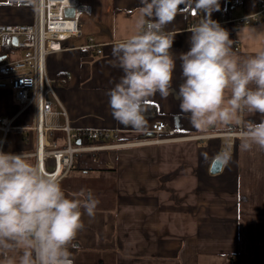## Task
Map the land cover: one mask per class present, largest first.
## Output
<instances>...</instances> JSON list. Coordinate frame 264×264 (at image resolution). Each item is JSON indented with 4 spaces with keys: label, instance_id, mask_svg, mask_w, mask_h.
I'll return each mask as SVG.
<instances>
[{
    "label": "crops",
    "instance_id": "crops-1",
    "mask_svg": "<svg viewBox=\"0 0 264 264\" xmlns=\"http://www.w3.org/2000/svg\"><path fill=\"white\" fill-rule=\"evenodd\" d=\"M218 3L219 10L213 11L210 18L228 31L233 52L248 58L264 49V16L249 24L235 20L254 14L264 0ZM17 5L4 4L10 11L0 5V23L31 20L30 7L20 2ZM140 7V0H77L75 17L79 19L81 35L68 39L62 50L49 53L45 59L48 76L70 75L67 83L54 86L66 115L53 113L48 123L119 129L117 138L110 141L116 143L114 147L93 154L90 168H74L60 179L69 198L72 193L90 191L99 200L94 217L81 209L84 228L69 245L73 262L224 264L226 256H233L234 264H240L245 248L249 264H264V244L255 247L251 243L253 234H248L264 231V211L244 217L242 210L244 192L256 187L253 180L264 175V151L256 146L243 150L242 139L227 146L226 137L148 141L154 137L149 129L155 121L166 122L176 135L190 137L222 135L237 127L218 124L206 131L198 130L179 107L175 92L182 83L179 56L190 49L191 28L204 18L202 10L182 4L174 21L164 29L176 33L170 49L176 60L173 90L167 98L157 94L148 99L146 125L134 129L121 125L112 116L107 92L123 75L119 67L113 66L112 49L135 32ZM89 37L96 47L86 46ZM96 48L101 52L96 53ZM21 52L17 49L8 59L19 57ZM18 109L11 87L0 89V114L12 115ZM245 116L253 123L264 119L259 113ZM31 119L32 112L27 109L17 122L26 125ZM241 127L247 130L245 125ZM56 134L63 136L61 132ZM31 147L32 133L25 131L9 134L4 150L26 151ZM221 149L226 150L221 170L211 174L209 167L221 155ZM243 233L248 234L245 242L241 239Z\"/></svg>",
    "mask_w": 264,
    "mask_h": 264
},
{
    "label": "clouds",
    "instance_id": "clouds-1",
    "mask_svg": "<svg viewBox=\"0 0 264 264\" xmlns=\"http://www.w3.org/2000/svg\"><path fill=\"white\" fill-rule=\"evenodd\" d=\"M135 32L117 43L112 56L123 75L107 95L113 118L134 129L146 123L145 104L173 90L176 33L166 32L180 5L205 13L191 28L190 49L179 56L176 90L180 110L206 131L218 124L245 125L241 148L264 151V49L248 58L232 50L229 33L211 13L218 0H140ZM99 200L90 191L69 198L59 178L46 174L24 154L0 151V264H74L70 242L84 228L82 211L94 217Z\"/></svg>",
    "mask_w": 264,
    "mask_h": 264
},
{
    "label": "built area",
    "instance_id": "built-area-1",
    "mask_svg": "<svg viewBox=\"0 0 264 264\" xmlns=\"http://www.w3.org/2000/svg\"><path fill=\"white\" fill-rule=\"evenodd\" d=\"M19 2L30 7L31 20L0 23V47L15 46L22 51L19 57L0 61V75L11 78L12 96L19 104V109L14 114H0V151L24 154L29 162L38 166L41 171L60 180L74 168H90L93 154L114 147L116 143L110 141L117 138L119 129L73 128L68 123L63 125L48 123V117L53 113L66 115L55 94L54 86L56 83H67L70 75L56 78L48 76L45 59L49 53L62 50L68 39L81 35L79 19L75 16L66 17L63 13L65 7H76L77 0H19ZM232 3L239 4L241 0H232ZM221 16L224 17V14ZM263 16L264 5L254 14L235 20H243L244 24H249ZM85 44L90 47L97 46L92 37H89ZM95 51L101 52L99 48ZM27 109L32 112L31 122L26 125L18 123L17 117ZM25 131L32 133V147L26 151L6 152L4 145L8 135ZM58 132L63 133L61 138L56 134ZM149 132L154 136L148 140L150 142L226 137L228 138L226 145L231 146L234 144V138L242 137L245 130L240 125L222 135L201 134L190 137L176 135L166 122L155 121L151 124ZM77 140L79 142H76ZM225 153L226 150L223 149L221 154ZM234 262L233 256H226L224 260V264Z\"/></svg>",
    "mask_w": 264,
    "mask_h": 264
},
{
    "label": "rangeland",
    "instance_id": "rangeland-1",
    "mask_svg": "<svg viewBox=\"0 0 264 264\" xmlns=\"http://www.w3.org/2000/svg\"><path fill=\"white\" fill-rule=\"evenodd\" d=\"M4 4L10 5V6H15L18 4L17 6H19V0H0V5L2 7H4L6 10L10 11L11 9L7 8L8 6H4ZM16 13H18V10H16ZM20 13H23V12L20 10ZM9 87H11V78L8 76L0 75V89L1 90H7V89H9ZM11 91H12V88H11ZM242 137H235L234 143H235L236 139L239 140V139H242ZM237 140H236V142H237ZM261 167H264V164ZM260 177H264V175L257 176L253 180L256 187H251L249 190H246L243 194L244 205H243L242 210H243L244 217H246L247 215L253 216V215H255L254 212H256L258 210L264 211V179H260ZM258 206H262L263 208H258ZM248 234L249 235L253 234L254 241H252L251 243L255 247L258 248V245L264 244V231H259V232L258 231H252V232H248ZM247 235H245V233H243V236L241 237L242 242H245L244 236L247 238ZM248 247H249V245L247 246V248ZM249 250L250 249H248V251ZM243 251H244V254H242V256H241L240 264H249V260H245V257L247 255L245 248L243 249ZM262 253L264 254V252H262Z\"/></svg>",
    "mask_w": 264,
    "mask_h": 264
},
{
    "label": "water",
    "instance_id": "water-1",
    "mask_svg": "<svg viewBox=\"0 0 264 264\" xmlns=\"http://www.w3.org/2000/svg\"><path fill=\"white\" fill-rule=\"evenodd\" d=\"M64 16L66 17H74L75 16V7H65L63 10ZM15 43V39L13 41ZM76 142H79L78 140ZM224 162V155L216 156L209 167V171L211 174H216L220 172L222 164Z\"/></svg>",
    "mask_w": 264,
    "mask_h": 264
},
{
    "label": "trees",
    "instance_id": "trees-1",
    "mask_svg": "<svg viewBox=\"0 0 264 264\" xmlns=\"http://www.w3.org/2000/svg\"><path fill=\"white\" fill-rule=\"evenodd\" d=\"M228 2H230V0H228ZM188 14H189V10L187 9L186 10V15H188ZM16 50H17V48L15 46L0 47V57H1V60L2 61L7 60L9 58V56H11V54L14 53Z\"/></svg>",
    "mask_w": 264,
    "mask_h": 264
}]
</instances>
